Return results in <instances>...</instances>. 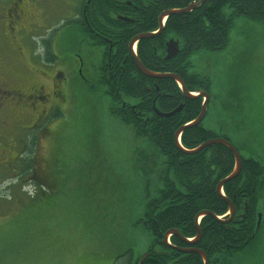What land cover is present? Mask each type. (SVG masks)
I'll use <instances>...</instances> for the list:
<instances>
[{"label":"rangeland","instance_id":"obj_1","mask_svg":"<svg viewBox=\"0 0 264 264\" xmlns=\"http://www.w3.org/2000/svg\"><path fill=\"white\" fill-rule=\"evenodd\" d=\"M64 2L28 34L32 56L0 41L7 87L43 84L59 104L38 127L16 118L0 126V264H129L153 242L139 220L164 186L165 155L110 109L98 80L103 48L80 33ZM229 39L190 57L191 70L212 83L203 125L264 163V24L236 16ZM239 255L212 264H248Z\"/></svg>","mask_w":264,"mask_h":264},{"label":"trees","instance_id":"obj_2","mask_svg":"<svg viewBox=\"0 0 264 264\" xmlns=\"http://www.w3.org/2000/svg\"><path fill=\"white\" fill-rule=\"evenodd\" d=\"M98 1L97 17H103L106 22L108 20V25L102 23L98 30L110 39L92 43L104 49L100 64L102 72L98 80L111 98L110 109L126 124H130L137 136H146L165 155L166 166L162 176L164 186L158 190V195L148 199L139 220L153 237V242L146 248L148 253L142 264H204L200 253H183L163 246L166 249L164 252L158 244L170 228L177 227L186 237L197 234L196 218L201 210L210 209L217 215L227 212L229 204L217 191V184L233 170L234 154L220 143L207 145L195 153L180 148L175 139L176 131L197 117L202 110V98L187 99L171 76L155 78L143 74L129 49V41L136 31L156 29L163 8L180 7L183 3L179 0H132L137 3L139 10L132 23L115 16L116 13L132 14L133 8L125 0ZM108 1L109 4L113 2L112 6H106ZM225 7L230 8L229 12L225 11ZM236 16H246L264 24V0H209L189 13L171 14L167 17L162 33L138 41L137 54L141 62L153 71L180 74L190 91L210 92V77L191 70L190 57L201 49L221 50L228 45ZM169 33L175 34L182 44L179 55L167 60L164 57ZM111 45L114 48L110 52ZM155 99L158 107L164 111H171L181 103L183 108L171 116L159 115L153 107ZM216 135L233 142L228 135L204 127L203 123L185 127L180 139L183 147L191 149ZM242 158L243 170L224 184L223 191L238 209L241 207L240 193H248L251 208L247 217L242 220L241 226L229 227L208 213L199 223L202 237L196 247L205 249L209 257L224 259V263L250 245L263 226L257 227V215L252 208L258 202L257 194L258 198L264 196V163L252 156L243 155ZM256 179L258 183L254 182ZM170 237L175 244L188 245L181 237Z\"/></svg>","mask_w":264,"mask_h":264},{"label":"flooded vegetation","instance_id":"obj_3","mask_svg":"<svg viewBox=\"0 0 264 264\" xmlns=\"http://www.w3.org/2000/svg\"><path fill=\"white\" fill-rule=\"evenodd\" d=\"M65 1L66 2H64V0H0V38H2V39H0V41L5 39V38L9 39V40H11L10 42L13 44V47L15 48L16 52L19 55H24L25 51L27 49H29L30 54L32 56V53H35V48L32 46V42H31L30 38L28 37V34L32 30H36L37 28H45L47 25H45L44 22L48 18L47 16H48V13L50 12V10H53L54 8L58 7V5H62L63 2L64 3L68 2L67 3L68 7L69 6L74 7L73 10L75 11L76 14L74 15V18L72 21H74V22H76V24H78L79 30L81 31L80 33L84 34V37L91 44H93L95 41H100V40L103 41L106 39H110L104 33L102 34L98 30V26L100 24L103 23V24L108 25V20L106 22L103 17L102 18L97 17L98 13L96 12V8H97V3L99 2L98 0H65ZM125 1L128 4V6H131L133 8L132 14L135 16H133L132 14H124L123 15V14H119V13H116L115 16L118 19H121L123 21L126 20L128 22L133 23L136 20L137 12L139 13V10H137L138 9L137 3H133L132 0H125ZM155 1L158 2L159 0H155ZM207 1H209V0H179V2L183 3L182 6H180V7H167L166 9L163 8V10L160 12L159 16L164 11H167V9L187 8V7L191 6L189 9V11H191L193 9L199 8V6L203 5ZM143 2H144V0H143ZM187 2H188V5H185V3H187ZM112 4H113V2L109 4V1H108L106 6H112ZM189 11L183 12V13H189ZM171 14H173V13H169V14H167V16L164 17L165 22H162V25H163L162 30H160L161 21L159 20V16H158L159 26L156 29L150 30V31H147V30L146 31H136L135 35L131 38V40L137 34H141V33H146V32L157 33L154 36H157L158 34L162 33L163 29L165 28V25L167 23V17ZM37 15H40V16H37ZM169 34H171V33H169ZM150 37H153V36H150ZM44 41H45L44 47H45V52H46L45 55H49L50 53L55 55V50H54V47H52V45H50V43H51L50 40L44 39ZM130 41H129V43H130ZM138 41L136 42L137 47H138ZM166 45H167V42H166ZM101 48H103V47H101ZM112 48H114L113 45H111L110 52L112 51ZM166 48H167V46L165 47V53H166L165 57H164L165 59H167L166 58V56H167ZM129 49H130V44H129ZM130 53H131V51H130ZM179 53L176 56H178ZM110 54L111 53H109V55ZM102 55H103V53H102ZM176 56H174V57H176ZM174 57H170V58H174ZM107 59H109V56L107 57ZM169 59H167V60H169ZM102 61H103V59H102ZM101 72H102V68L100 66V68L98 70V75H100ZM159 72H166V71H159ZM170 72H173V71H170ZM2 73H3V68H2V65L0 64V78H1L0 79V126L8 127L11 118L22 119V123L18 122L19 123L18 126L24 127V128H26L25 122L28 119H32L31 124H33V125L31 127H34V126L38 127L41 124H43V123H41L43 121L42 119L49 116V114H50L49 111H51L54 106L59 105L57 103V101H55L54 98H51V99L47 98V95H45V91H46L45 86L43 84L34 85L33 83L25 85V82H23L22 85L19 86L18 88L10 89L7 87L9 85V83L2 80ZM174 73L178 74L177 72H174ZM147 76H150V75H147ZM151 77H153V76H151ZM155 78H158V77H155ZM62 82H64V79L62 80ZM57 90L62 91L61 88H57ZM6 92L11 94L10 98H7L5 96L1 97ZM206 92H208V94H210V99L207 102V105H208L210 100H211V91L210 92L206 91ZM191 93L198 94L195 90H192ZM198 97L202 98V108H203V103H204L203 101H204L205 97L204 96H198ZM189 99H192V98H189ZM181 105L183 106V103H181ZM153 107H154L155 111H157V109H159L163 112H170V111H164L161 109V107H158V105L156 104V99L153 101ZM208 109H209V105L207 106V110H206V113L204 115V118L200 123L204 122V119L208 113ZM201 111H200V113H201ZM174 113H176V112H174ZM174 113H172V114H174ZM161 115H163V114H161ZM198 115H197V117H198ZM163 116H165V115H163ZM196 118H194V119H196ZM194 119L192 121H194ZM200 123H197V124H200ZM210 145H212V144H210ZM206 146L207 145H205V147ZM242 164H243V162H242ZM241 169H242V166H241ZM241 171L239 172V174L241 173ZM254 182L258 183V179L254 180ZM242 183H243V181L240 182V184H242ZM256 183H255V185H256ZM240 184H239V186H240ZM254 189H255V186H254ZM258 197L259 196L257 194L256 200L258 202L255 205V207L252 208V210H254L256 212V215H257V220H256L257 227H260V225H263V226L261 228H259V230L257 232L258 234L256 233L257 235L255 238H253L250 245L243 248V250L239 251L238 253H235V255H232V257H230V259H229V262H232L234 260L232 258H235L237 255L240 254L239 256H242V258H243V256H246V262L248 264H264V196H262L260 198H258ZM248 198L249 197H248L247 192H245V191L241 192L239 195V203H240L241 207H239V209H238L235 202H234V212H233L234 214H233V216H231L232 214L229 213L228 210H227L228 212L221 214V215H223L222 218L230 219L229 221L225 222L229 227L241 226V224L243 223L242 220H244L247 217V213L251 208V205L249 204ZM232 202H233V200H232ZM200 227H201V225H200ZM197 230H198V228H197ZM197 234H198V232H197ZM197 234H195L192 238L188 239V241H187L188 245L186 243H185L186 245H179L178 243L175 244L172 242L171 238L169 239V240H171L170 245H169V241H168V243L164 242V237H163V239H161L159 241L158 246L164 252H166L165 247H171V248H174L176 250L177 249L180 250L177 247H184V248L189 247V248H195V249L200 248L206 252V250L203 249L202 247H196V243L202 237L201 236L202 230H201V234H200L199 238H198ZM253 236H255V234ZM163 246H165V247H163ZM180 251L183 253H188V252L198 253L195 250L194 251H188V252L183 251V250H180ZM147 253L148 252L146 250L145 254L139 256L136 259V261L129 263V264H135V263L142 264L144 262V259H145V256L147 255ZM206 255L208 257V264H212L214 257H209L207 252H206ZM227 264H230V263H227Z\"/></svg>","mask_w":264,"mask_h":264},{"label":"water","instance_id":"obj_4","mask_svg":"<svg viewBox=\"0 0 264 264\" xmlns=\"http://www.w3.org/2000/svg\"><path fill=\"white\" fill-rule=\"evenodd\" d=\"M191 6L187 7V8H178V9H167V11H164L163 13H161V15L159 16V20L161 21V27H160V30H162L163 28V25H162V22H163V18L165 16H167V14L169 13H173V14H178V13H183V12H188L189 9H190ZM155 34L157 33H154V32H146V33H141V34H137L131 41H130V50H131V54L133 55L134 59H135V63L136 65L139 66L140 70L145 74V75H150V76H153V77H173L174 79H176L179 84H181L182 88H183V94L185 95L186 98H192L193 97H197L198 95H201V96H205L206 97V100L204 101L203 103V108H202V111L201 113L198 115V117L191 123H188V124H183V126L179 127V129L176 131V134H175V139L177 140V145L183 149V147H181V142H180V135L182 134L183 130L185 129V127L187 126H192L194 124H197V123H200L203 118H204V115L206 113V110H207V102L208 100L210 99V94H208V92H205L203 91V93H200V94H193L191 93L186 85L184 84V81L183 79L179 76V74H176L174 72H155L149 68H147L140 60L139 56L135 53L134 51V46L136 44V42L140 39V38H146V37H150V36H154ZM179 45H180V41H178L177 39H175L174 37H170L168 40H167V48H166V52H167V56L166 58L169 59L170 57H174L176 56L178 53H179ZM182 105L180 104L178 107H176L175 109L171 110L170 112H163L159 109H157V112L161 115H165V116H170L172 115V113L174 112H177V111H180L182 109ZM216 143H221L223 145H225L226 147L230 148L234 154V158H236V161H235V166H234V170L228 174V176L226 177H223L219 180L218 184H217V191L220 192V194L225 198V200L229 203V213H231L233 216V212H234V202H232V200L229 198L226 197L224 191H222V188H223V185L229 181V179H232L234 177H236L237 175H239V172L241 171V166H242V162H243V158H241V154H240V151L226 138L224 137H219V136H216V138H211V139H208V140H205V142H202L199 146L195 147V149H192V150H189V149H185L186 152L188 153H195L197 151H200L202 150V148L205 147V145H210V144H216ZM211 214L213 215L215 218L217 219H221L223 222H227L229 221L230 219H223V218H220V216L218 217V215L216 213H214L212 210H202L198 213V216H197V219L200 215H205V214ZM198 223V221H197ZM197 228H198V238L200 237V234H201V227L200 225L197 224ZM178 235L179 237H181V239H183L184 241H188L189 238H187L186 236H184L180 230L178 228H171V229H168L166 231V233L164 234V242H167L169 241V236L170 235ZM169 245H170V241H169ZM179 248L180 250H183V251H197L198 253H201V255L204 257V264H208V257L206 255V252L202 249H195V248H184V247H177Z\"/></svg>","mask_w":264,"mask_h":264}]
</instances>
